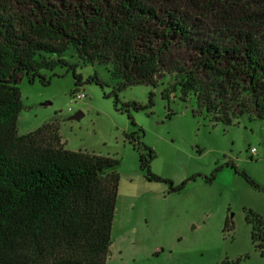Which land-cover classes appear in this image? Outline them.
Listing matches in <instances>:
<instances>
[{"label": "trees", "instance_id": "1", "mask_svg": "<svg viewBox=\"0 0 264 264\" xmlns=\"http://www.w3.org/2000/svg\"><path fill=\"white\" fill-rule=\"evenodd\" d=\"M69 50L110 65L119 81L105 96L116 104L129 86L161 85L167 101L194 95L193 113L216 123L264 119V0H0V264H107L120 159L66 148L56 119L17 131L25 74L49 84L40 70L65 65L76 86L104 87L97 71L85 78L65 59ZM136 133L127 138L140 145L141 168L162 180Z\"/></svg>", "mask_w": 264, "mask_h": 264}, {"label": "rangeland", "instance_id": "2", "mask_svg": "<svg viewBox=\"0 0 264 264\" xmlns=\"http://www.w3.org/2000/svg\"><path fill=\"white\" fill-rule=\"evenodd\" d=\"M71 52L65 59L85 78L97 71L104 87L76 86L65 65L40 70L51 77L49 84L38 78L31 83L25 74L17 131L23 135L56 119L66 148L119 158L124 179L133 175L134 184L145 190L130 198L122 189L107 264H264V225L255 216L264 219V184L252 175L264 173V119L244 115L231 125L216 123L206 112L193 113L194 95L186 102L167 101L161 85L129 86L118 92L116 104L115 96H105L119 81L110 65L84 63ZM81 93L85 96L78 98ZM78 112L81 117L72 118ZM132 132L154 150L151 171L162 180L149 179L141 168L140 145L127 138ZM214 172L211 181L207 177ZM186 180L182 189L171 190V183Z\"/></svg>", "mask_w": 264, "mask_h": 264}, {"label": "crops", "instance_id": "3", "mask_svg": "<svg viewBox=\"0 0 264 264\" xmlns=\"http://www.w3.org/2000/svg\"><path fill=\"white\" fill-rule=\"evenodd\" d=\"M261 160L262 162H264V152L261 151ZM253 177L255 178V180L259 181L260 183L264 184V173H258L257 175L255 174H252ZM143 179V177H142ZM125 186V187H124ZM139 186L135 185L134 184V176L131 175L130 178L127 180V179H124V174H121V178H120V183H119V190H118V196H117V202H116V207H115V212H114V219H113V226H112V235H113V228L115 226V222H116V214L118 212V200L120 199V195L121 194H124V193H121L122 189L123 188H127L128 191L127 193L129 192L130 194V198H134V197H137V196H142L145 192L144 189H142L141 187L138 188ZM111 246H112V243H111ZM110 254V252H109ZM109 258V257H108ZM107 263H108V260H107Z\"/></svg>", "mask_w": 264, "mask_h": 264}, {"label": "water", "instance_id": "4", "mask_svg": "<svg viewBox=\"0 0 264 264\" xmlns=\"http://www.w3.org/2000/svg\"><path fill=\"white\" fill-rule=\"evenodd\" d=\"M82 113L78 112L77 114L73 115L72 118L79 119L81 117Z\"/></svg>", "mask_w": 264, "mask_h": 264}, {"label": "built area", "instance_id": "5", "mask_svg": "<svg viewBox=\"0 0 264 264\" xmlns=\"http://www.w3.org/2000/svg\"><path fill=\"white\" fill-rule=\"evenodd\" d=\"M78 98H83L85 95H84V93H81V94H77L76 95ZM255 151V149H253V152Z\"/></svg>", "mask_w": 264, "mask_h": 264}]
</instances>
